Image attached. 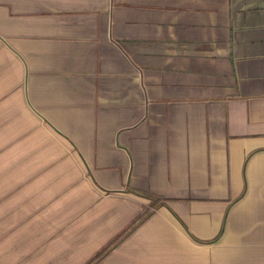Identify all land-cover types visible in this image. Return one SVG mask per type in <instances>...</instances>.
I'll use <instances>...</instances> for the list:
<instances>
[{"label":"crops","instance_id":"obj_1","mask_svg":"<svg viewBox=\"0 0 264 264\" xmlns=\"http://www.w3.org/2000/svg\"><path fill=\"white\" fill-rule=\"evenodd\" d=\"M7 67L97 193L47 264H264V0H0Z\"/></svg>","mask_w":264,"mask_h":264},{"label":"rangeland","instance_id":"obj_2","mask_svg":"<svg viewBox=\"0 0 264 264\" xmlns=\"http://www.w3.org/2000/svg\"><path fill=\"white\" fill-rule=\"evenodd\" d=\"M13 78L8 67L0 73V250L47 264L64 236L76 238L73 231L89 224L97 193L67 141L16 97Z\"/></svg>","mask_w":264,"mask_h":264}]
</instances>
